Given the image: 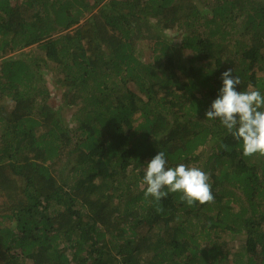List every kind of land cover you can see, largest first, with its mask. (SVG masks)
Here are the masks:
<instances>
[{"label":"trees","instance_id":"1","mask_svg":"<svg viewBox=\"0 0 264 264\" xmlns=\"http://www.w3.org/2000/svg\"><path fill=\"white\" fill-rule=\"evenodd\" d=\"M258 68L264 0H0V264H264Z\"/></svg>","mask_w":264,"mask_h":264},{"label":"rangeland","instance_id":"2","mask_svg":"<svg viewBox=\"0 0 264 264\" xmlns=\"http://www.w3.org/2000/svg\"><path fill=\"white\" fill-rule=\"evenodd\" d=\"M168 35H169L168 37L170 39H173L175 34L170 32V33H168ZM180 36H181V34L177 33L176 38H180ZM178 41H180V40L176 39L177 43H178ZM139 48H140V50H142V53H143L144 56H146L145 54H149L150 53V44H148V42H144L142 45L139 46ZM233 48H235V47H233ZM143 58H146V57H143ZM178 58L183 60V61H185V63H187L188 60L191 58V54L188 53V52L187 53H183L182 55H179ZM177 71H178L179 76L182 79H184V78L186 79V75L185 74H182L181 72H179V70H177ZM256 71L258 72L259 76H264V69H260V71H259V68H258ZM52 82L53 81L49 80V82L47 83L49 89H53V83ZM55 95H56V91L52 94L51 100L53 101V103L58 105V106L62 105L63 104L62 100L59 99L58 97L56 98ZM62 114H63V117H64L66 123L70 124V122L74 118V117H72L71 111H69L68 109L67 110H62Z\"/></svg>","mask_w":264,"mask_h":264},{"label":"clouds","instance_id":"3","mask_svg":"<svg viewBox=\"0 0 264 264\" xmlns=\"http://www.w3.org/2000/svg\"><path fill=\"white\" fill-rule=\"evenodd\" d=\"M261 77V76H260Z\"/></svg>","mask_w":264,"mask_h":264}]
</instances>
